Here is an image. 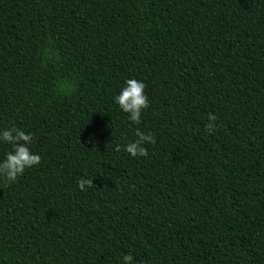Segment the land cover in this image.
<instances>
[{
  "label": "trees",
  "instance_id": "obj_1",
  "mask_svg": "<svg viewBox=\"0 0 264 264\" xmlns=\"http://www.w3.org/2000/svg\"><path fill=\"white\" fill-rule=\"evenodd\" d=\"M131 78L139 125L113 100ZM13 123L42 159L0 180V264H264V0H0Z\"/></svg>",
  "mask_w": 264,
  "mask_h": 264
},
{
  "label": "clouds",
  "instance_id": "obj_2",
  "mask_svg": "<svg viewBox=\"0 0 264 264\" xmlns=\"http://www.w3.org/2000/svg\"><path fill=\"white\" fill-rule=\"evenodd\" d=\"M146 85L143 81L135 78L124 81L119 92L113 97L115 105L119 110L126 114L127 120L132 125H139L144 110L148 108V97L145 93ZM216 117L208 115L209 123L205 124V131L209 134L214 132L216 127L214 121ZM34 137L30 131L16 126L14 123L10 126L0 127V145H8L9 148L4 151L0 157V180L8 184H14L19 177H22L27 170L40 166L41 156L31 149ZM95 144V141H90ZM155 136L151 132L135 130V138L129 140L123 145V151L132 158L147 157L148 150L146 145H154ZM116 151H120V146H116ZM93 180L80 177L77 180V187L84 191L86 186L91 187ZM120 264H135L132 254L126 253L120 258Z\"/></svg>",
  "mask_w": 264,
  "mask_h": 264
}]
</instances>
